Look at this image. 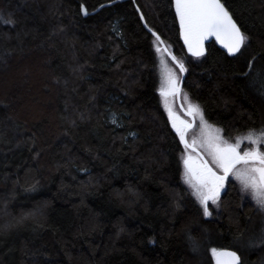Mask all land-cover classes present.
<instances>
[{"label": "trees", "instance_id": "1", "mask_svg": "<svg viewBox=\"0 0 264 264\" xmlns=\"http://www.w3.org/2000/svg\"><path fill=\"white\" fill-rule=\"evenodd\" d=\"M221 1L244 46L192 56L172 0H0V264H218L220 248L253 264L235 246L264 220L237 175L248 170L235 165L205 215L156 52L177 82L180 70L134 5L183 65V107L243 152L264 114V0ZM193 115L187 140L216 166Z\"/></svg>", "mask_w": 264, "mask_h": 264}, {"label": "snow or ice", "instance_id": "2", "mask_svg": "<svg viewBox=\"0 0 264 264\" xmlns=\"http://www.w3.org/2000/svg\"><path fill=\"white\" fill-rule=\"evenodd\" d=\"M176 6L181 24L185 30V39L189 42V49H193V41L197 46L194 55H203L200 45L205 38V34L213 35L224 32L229 35L232 40L228 46L230 54L240 52L244 46L247 37L241 33L220 0H176ZM181 70H183V65H181ZM193 111L198 112L199 109L193 107ZM181 138H183V134ZM244 139L253 144L264 143V132L255 140H253L251 135ZM239 146V141L235 145H227L223 148L215 146V162L219 167L223 168L226 176L233 171L237 164L258 161L261 167L252 168L246 173L237 171V175L241 179L244 188L246 190L252 189L257 202L264 207V153L259 150H253L245 151L241 155L238 151ZM207 171L214 177V182L211 184L205 182L203 184L207 191H203L201 188L197 189L201 203L204 205L205 215L209 214L208 201L216 202L219 196V189L223 187V180L225 179V176H217L211 169H207ZM227 255L238 259L235 257V253H228Z\"/></svg>", "mask_w": 264, "mask_h": 264}, {"label": "rangeland", "instance_id": "3", "mask_svg": "<svg viewBox=\"0 0 264 264\" xmlns=\"http://www.w3.org/2000/svg\"><path fill=\"white\" fill-rule=\"evenodd\" d=\"M155 60H156V65H155V74L159 76L158 80L160 82V85H162L161 87L165 88L161 90V99L163 100V102L165 103V106L167 107V110L169 112L170 115V119L173 120L176 118L177 120V116H176V112L172 109V107L170 106V95L175 91L176 86H177V80L174 74V69L171 68L167 63H166V59L163 57L162 54H160L159 52H156L155 54ZM263 103H264V98H263ZM193 107H195L193 104L188 106V110L190 112L196 113L197 117L199 118V123L205 125L204 128L205 131H203V137H204V142H202L204 144V146L206 147V149L208 150L209 154L206 153V156L208 158H210L211 156L214 158V153H215V146H219L221 148L226 147L229 144H221L218 140V133L214 130H212L211 127H207L206 126V120L204 118V116L202 115L201 112H196L193 111ZM196 108V107H195ZM264 113V112H263ZM202 117V118H201ZM185 118V117H184ZM184 118H179V128H182L184 126H186L187 124L190 123V121L188 119H184ZM197 129V127H196ZM264 132V114H263V119H262V123L257 126L254 127L253 130H249L248 132H246L241 139H243L244 141L251 143L250 141L244 139L245 137L251 135L253 140H255L257 137H259L261 135V133ZM195 133H198V131L196 130ZM202 136V135H200ZM254 146H261L262 148H264V143H260V144H253L251 143V146L247 147L243 152H240L241 155H243V153L245 151H253V150H257L254 149ZM264 151V149H263ZM211 155V156H209ZM215 160V158H214ZM187 161V163H186ZM209 161V160H208ZM199 163L198 158L195 155L192 154H188L186 159H185V164L187 166V168L189 169V172L192 174V176H194L195 178H197L198 180H200L203 183H209L211 184L212 182H214V177H212L209 173H199L198 171L194 172L192 165H197ZM191 164V165H190ZM217 164V163H216ZM247 165H251V168H255V167H261V165L259 164H251V163H247V164H243L244 168L246 169ZM218 166V164H217ZM218 168L222 171V173L224 172L223 168L219 167ZM225 180V179H224ZM224 180H223V184H224ZM222 188L219 189V191ZM251 192V196L255 199V201L257 202V198L255 197L253 190H250ZM257 205L259 206V208L262 210L261 212H259L257 214V218L258 220L264 219V207H262L258 202ZM235 246L237 249H239L243 254L247 251V250H255L256 253V258L253 262V264H264V220H262V222L258 221V224H255L254 229H251V231L247 232L245 234V236L243 237V240L240 239L237 242H235ZM213 255L215 256L216 253V249H212L211 250ZM198 257L203 258L204 256L202 255V252L199 253ZM242 258V256H241ZM244 260V258H243Z\"/></svg>", "mask_w": 264, "mask_h": 264}, {"label": "water", "instance_id": "4", "mask_svg": "<svg viewBox=\"0 0 264 264\" xmlns=\"http://www.w3.org/2000/svg\"><path fill=\"white\" fill-rule=\"evenodd\" d=\"M220 2L223 4L224 8L228 11V9L225 7L224 3L221 0H220ZM134 5H135V7H136V9H137V11H138V13L140 15L141 21H142L145 29L148 30V32H150L151 34H153L155 37H157L159 39V41H160L162 47L164 48V50L167 52V54L170 56V58L173 60V62L178 66V68L180 70V78H179V80L177 82V87H176V90H175L176 99H177V103H178L179 107L182 109V111L185 112L186 114H189V113L186 112V110L183 107V105L181 103V100H180V91H181V87H182V84H183V81H184V78H185V71H184V69L181 70V64L169 53V51L166 49L164 43L162 42L161 38L159 37V35L155 31L151 30L147 26V24L145 23L144 17L142 15L139 7L137 6V4L134 3ZM101 6L102 5L98 6L96 8V10H98ZM172 7H173L174 14L176 16V20H177V25H178L180 37H181V40H182V42H183L186 50L192 56H197V55H194V51L196 50V47H197L196 44H195V42L193 41V49L190 50L189 49V42L185 39V30H184V27L182 26L181 21H180V15H179V13L177 11L176 0H172ZM80 9H81V13L83 15H87L89 13H92V12H95L96 11V10H94V11L89 12L87 10V8L85 7L84 4H81ZM228 13L230 14L229 11H228ZM231 17H232V15H231ZM232 20L235 22V20L233 19V17H232ZM235 24L237 25L236 22H235ZM237 27H238V25H237ZM210 41H214L215 44L219 48H221L222 50L226 51L227 53H230L229 50H228V46L231 44L232 40H231V37L229 35H227L226 33L220 32L218 34H213V35H207V34H205V38L201 41V45H200L201 50L203 51V54L206 53L207 44ZM189 115L191 117V122L189 124H187L186 126H184L182 128H179V125L176 123V118L173 119V120H171L172 121V124L175 126L176 129L182 130V134H183V138L182 139H183L184 143L192 151L196 152L199 156H201L205 160V163L207 164L208 168L211 169L212 172H214L215 174H217L216 170L210 165V163L207 161V159L204 156V154L198 148L190 145L189 142H188V140H187V136H186L187 135V132H188L189 129H191L193 127L194 122H195L193 115H191V114H189ZM192 167L194 169V166H192ZM228 174L225 176V172H223L222 174H220V176H225V179H226V177L228 176ZM228 253H235V257H237L238 259H234L232 256L227 255ZM215 259H216V262L218 264H238L239 261H240V256L233 249H230V248H220L215 253Z\"/></svg>", "mask_w": 264, "mask_h": 264}, {"label": "flooded vegetation", "instance_id": "5", "mask_svg": "<svg viewBox=\"0 0 264 264\" xmlns=\"http://www.w3.org/2000/svg\"><path fill=\"white\" fill-rule=\"evenodd\" d=\"M180 110H181V112H182V115L181 114H179V113H177L176 112V116L178 117L177 118V120H176V123L179 125V118H186V119H188L190 122H191V117H190V115L189 114H191V115H193V112H190L189 110H188V108H186L185 110H186V112L187 113H189V114H186L185 112H183L182 111V109L180 108ZM193 117H194V115H193ZM184 118V119H185ZM196 153V152H195ZM192 155H195L197 158H198V160H199V163L197 164V165H194V169H193V171L194 172H196V171H198L199 173H203V172H205V173H209L208 171H207V169H209L208 168V166H207V164L205 163V160L201 157V156H199L197 153L196 154H192ZM207 159V158H206ZM214 159V158H213ZM208 161V160H207ZM209 162V161H208ZM210 163V162H209ZM214 163H215V165L217 166V164H216V162H215V160H214ZM249 163H251V164H253V163H255V164H259V162L258 161H249ZM210 165L216 170V172H217V176H220V174H222V171L218 168V166H217V168L219 169V170H217L216 169V166H214L213 164H211L210 163ZM260 165V164H259ZM193 166V165H192ZM193 168V167H192ZM250 169H252L251 168V165H247V167H246V170H250ZM210 174V173H209ZM211 175V174H210Z\"/></svg>", "mask_w": 264, "mask_h": 264}]
</instances>
